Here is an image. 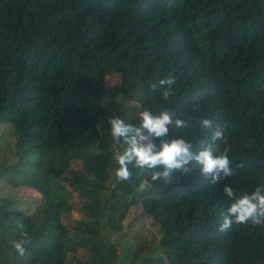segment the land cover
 Returning <instances> with one entry per match:
<instances>
[{"label":"trees","instance_id":"obj_1","mask_svg":"<svg viewBox=\"0 0 264 264\" xmlns=\"http://www.w3.org/2000/svg\"><path fill=\"white\" fill-rule=\"evenodd\" d=\"M114 73L119 83L102 84ZM169 73L175 95L164 101L149 85ZM115 97L138 102L128 119L137 124L142 108L175 111L189 126L170 128L168 139L181 135L196 149L210 142L200 119L213 120L227 138L219 149L243 165L217 185L197 166L171 185L150 181L132 199L158 225L167 263L264 264V227L218 230L230 204L224 183L237 194L264 185V0H0V123L17 156L0 173L40 194L31 214L0 197V264H67L80 249L84 264H116L104 229L120 231L125 211L113 202L114 158L99 126ZM116 117L125 119L121 110ZM30 152L48 154L46 166L28 163ZM77 159L82 170H71ZM68 172L72 189L62 184ZM73 192L83 218L70 228L63 216ZM25 231L21 256L13 242Z\"/></svg>","mask_w":264,"mask_h":264},{"label":"clouds","instance_id":"obj_2","mask_svg":"<svg viewBox=\"0 0 264 264\" xmlns=\"http://www.w3.org/2000/svg\"><path fill=\"white\" fill-rule=\"evenodd\" d=\"M176 82L177 78L169 73L151 83L149 90H160L162 99L168 101L175 95ZM138 119L137 124L119 117L108 118L112 140L124 145L122 151L114 154L118 165L115 177L119 182L130 181L132 168L138 169L137 177H143L137 186L138 191H146L150 181L167 185L176 183L179 177L191 175L197 166L209 184L217 185L234 176L236 168L243 167L242 164L233 167L229 147L225 146L222 151L219 149L217 142L227 145V138L223 127H214L211 119L201 118L199 121L201 130L210 133V142L199 149L181 135L168 139L170 128L189 126L186 119L178 117L171 109L164 108L156 113L151 108H142L138 112ZM223 194L230 204L221 213L219 231H229L234 224L264 227V185H257L251 192L237 194L231 184L224 183ZM22 235L23 239L13 242V247L21 256L25 254V245L30 242L26 231Z\"/></svg>","mask_w":264,"mask_h":264},{"label":"rangeland","instance_id":"obj_3","mask_svg":"<svg viewBox=\"0 0 264 264\" xmlns=\"http://www.w3.org/2000/svg\"><path fill=\"white\" fill-rule=\"evenodd\" d=\"M120 82V74L114 73L106 76L102 80L104 85H114ZM138 107L137 101H131L126 98L115 97L108 103L107 111L104 117L100 119L99 126L107 138V149L112 152L113 158L117 151H120V147L112 140L110 124L108 123L109 117H116L117 110L123 112V116L128 121L132 117L136 108ZM5 126H9L6 123H0V164L10 165L17 160V156L14 154V139L9 143L5 140V131L8 129ZM99 148L97 149V151ZM24 159L28 163L40 162V168L46 166L48 162V154L45 156L39 155L36 152H30L25 155ZM97 161H103L102 158H98ZM118 165L113 159V164L110 167L109 181L116 187L113 189V202L119 211H125L123 217L120 219V225L122 226L120 231L111 230L105 226L104 232L108 239L114 243L117 247L118 258L116 264H168L167 257L163 252L161 244V233L158 225L152 218L142 213V206L140 203H131L134 197L138 195L139 185L136 180H133L138 169L132 168V179L130 181L119 182L117 179L113 180L112 168L115 170ZM69 168L74 171L82 170L83 162L81 159L72 160ZM6 174L0 173V197L8 198L13 204V207L23 210L26 214L34 212L37 206L40 204V194L28 186H20L19 188H13L6 182ZM71 175L67 173V179L62 180L68 189H72L68 178ZM113 187V188H114ZM151 195L160 193V190L152 188ZM138 198V197H137ZM81 198L76 192H73L69 197L72 208L69 213L63 216V221L72 228L77 221L83 218L82 202ZM82 226H80L81 228ZM73 230V229H72ZM72 232H78L80 235H85V230H73ZM83 233V234H82ZM1 251V248H0ZM137 254V255H136ZM89 259V253L80 249L76 253H70L68 255L67 264H84ZM0 260L2 255L0 254Z\"/></svg>","mask_w":264,"mask_h":264}]
</instances>
